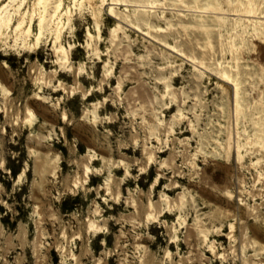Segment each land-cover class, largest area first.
<instances>
[{
    "label": "rangeland",
    "instance_id": "374dc122",
    "mask_svg": "<svg viewBox=\"0 0 264 264\" xmlns=\"http://www.w3.org/2000/svg\"><path fill=\"white\" fill-rule=\"evenodd\" d=\"M34 1L0 0V264H264V0Z\"/></svg>",
    "mask_w": 264,
    "mask_h": 264
},
{
    "label": "bare ground",
    "instance_id": "6f19581e",
    "mask_svg": "<svg viewBox=\"0 0 264 264\" xmlns=\"http://www.w3.org/2000/svg\"><path fill=\"white\" fill-rule=\"evenodd\" d=\"M42 3V0H35L34 1V3H33V5H34V11H36L37 10V5H39V4H41ZM252 11V10H251ZM250 11V12H251ZM253 12V11H252ZM109 15H110V13H109ZM2 22H5V24H7L6 23V21H3V20H1L0 19V34H2L3 32V30H1V23ZM21 23H18V26H17V29H19V25H20ZM59 27V26H58ZM28 34H29V29H27V31H26ZM58 37V36H57ZM36 44V42L34 43V45ZM38 54V53H37ZM226 78H228L227 76H226ZM233 81V80H232ZM234 83L236 84V86H237V83L234 81ZM235 96H236V101H237V104H239V91L237 90V87H236V92H235Z\"/></svg>",
    "mask_w": 264,
    "mask_h": 264
}]
</instances>
